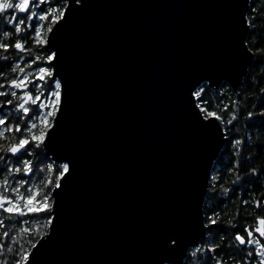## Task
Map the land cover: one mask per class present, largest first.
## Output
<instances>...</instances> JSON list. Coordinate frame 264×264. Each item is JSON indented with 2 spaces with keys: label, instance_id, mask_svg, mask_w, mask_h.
I'll list each match as a JSON object with an SVG mask.
<instances>
[{
  "label": "water",
  "instance_id": "water-1",
  "mask_svg": "<svg viewBox=\"0 0 264 264\" xmlns=\"http://www.w3.org/2000/svg\"><path fill=\"white\" fill-rule=\"evenodd\" d=\"M250 1L75 5L67 149L47 156L73 159L76 177L34 264H184L206 239L204 203L227 135L223 119L207 126L191 93L223 84L238 93L254 61Z\"/></svg>",
  "mask_w": 264,
  "mask_h": 264
},
{
  "label": "snow or ice",
  "instance_id": "snow-or-ice-1",
  "mask_svg": "<svg viewBox=\"0 0 264 264\" xmlns=\"http://www.w3.org/2000/svg\"><path fill=\"white\" fill-rule=\"evenodd\" d=\"M71 2L73 7L69 8L68 0H0V21L6 29L3 31V39H0V59L5 62L0 67V76L6 81L0 83V89H5L0 91V97L5 98L0 102V138H4L5 132L10 136L6 144H0V228L5 226L4 216L22 218L44 214V227L48 229L43 236L37 234L38 238L31 242V249H35V252L18 251L13 255V264H29L30 257L34 264L36 254L40 251L37 243L44 236L48 237L46 243L51 242V235L56 231L53 221L62 209L76 177V162L67 156L62 157L66 162L55 168L51 162L44 167L39 166L49 159V151L57 146L66 148L62 139L72 112L73 82L67 69L65 34L76 15L88 7L86 0H83V8L75 7L81 0ZM256 11V8L252 9L253 13ZM253 19L254 16L244 20L249 30L255 28ZM34 47L39 50L38 54L29 56L23 66L15 63L22 60L25 54L33 52ZM248 50L253 51L251 48ZM256 51L261 49L257 47ZM10 55L14 57L11 62ZM5 70L11 73V78L4 75ZM197 88L191 96L197 102L196 107L207 126L215 121H222L221 115L212 110L207 100V90L198 85ZM260 92L264 93V87L260 88ZM5 106L9 107V111H3ZM13 108L15 116L10 115ZM246 115L252 127L264 125V106L259 110L261 119L253 120L252 111H248ZM236 119L233 112L227 123L231 125ZM229 143L236 152L242 151L246 145V141L238 136L233 137ZM40 152L44 153V157L34 165L31 157ZM235 167L238 165L233 163L232 168ZM45 172L47 175H43ZM248 172L256 179L257 184L264 177V170L256 167L250 168ZM37 175L41 176V187L34 190L33 177ZM242 203L247 205L248 200L245 199ZM260 203V200H255L253 206L259 209ZM29 223V220L21 219L18 231L30 234L27 227ZM217 224L218 217L213 213V216L207 218L204 227L210 233H222L220 239L227 237L231 243L221 245L213 241L211 246L203 249L199 245L195 246L189 257L191 264L198 260L203 261V264L208 261H212V264H229L230 261L235 264H264V216L257 215L251 223L246 222L230 235V229L236 227L232 221L226 226L214 228ZM2 236L9 238L10 234L5 230ZM11 241L15 243V237H11ZM171 243L177 244V241L172 239ZM20 247L22 249L23 246ZM40 247L44 245L41 244ZM4 248L5 244L0 242V252ZM225 248L230 250L227 255L224 254ZM164 250L172 253L176 249L167 248L166 241ZM8 252H12L11 244L8 245ZM239 253L242 255H238ZM204 254H208L207 259Z\"/></svg>",
  "mask_w": 264,
  "mask_h": 264
},
{
  "label": "trees",
  "instance_id": "trees-1",
  "mask_svg": "<svg viewBox=\"0 0 264 264\" xmlns=\"http://www.w3.org/2000/svg\"><path fill=\"white\" fill-rule=\"evenodd\" d=\"M253 8L257 9L254 13L252 12ZM253 16L255 17L253 19L255 28L250 30L247 45L253 49L254 61L238 93H234L227 84H223L219 90H212L207 85L201 86V88L207 90V100L212 106V110L223 118L227 135V143L214 165L209 182L208 193L204 203L205 221H207L209 216H213V213L218 217V224L214 225V228L226 226L229 221H232L236 227L230 229L229 235L231 232L243 227L246 222L251 223L252 219L257 215L264 216V177H261L260 183L257 184L256 179L251 177L248 172L252 167L264 170V125L258 124L252 127L246 115L248 111H252L254 113L253 120L261 119L259 110L264 106V93L260 92V88L264 87V0L250 1V10L247 18L252 19ZM4 30H6L4 24L0 21V39H3ZM257 47L261 51L257 52ZM38 53L39 50L34 47L33 52L25 54L22 60L15 61V63L23 66L29 56ZM13 60L14 57L10 55L9 62ZM4 64L5 62L0 59V67H3ZM4 75L11 78V73L7 70H5ZM0 83H6L3 76H0ZM3 90L5 89H0V91ZM4 99V97H0V102ZM233 101L237 103L234 104ZM225 108H227V111H225ZM3 111H9V107L5 106ZM233 112H235L237 119L230 125L227 122L232 118ZM10 115H16L14 108L11 110ZM236 136L246 141V145L240 152H236V149L229 143ZM9 138V134L5 132L4 138H0V144H6ZM43 157L44 153L40 152L39 155H34L31 158L35 165ZM48 162L53 163L48 159L39 166L44 167ZM233 163H236L238 167L232 168ZM53 165L54 168L58 166L54 163ZM230 168L231 171L229 170ZM43 175H47V172ZM40 179V175L33 177L35 182L34 190L41 187ZM226 189L228 191H225ZM0 191H2V187H0ZM245 199L248 200L247 205L242 203ZM255 200L261 201L259 209L253 206V201ZM237 213H239L238 217ZM3 218L5 226L0 228V242L5 244V248L3 252H0V264H13V255L21 250H32L30 244L38 238L37 234L43 236L48 229L44 227V214L35 217L4 216ZM21 219L30 221L27 225L30 229V234L18 231ZM5 230L9 232V238H3L2 233ZM221 235L222 233H210L207 229V237L201 242V248L211 246L213 241L221 245L231 243L227 237L221 240ZM11 237H15V243H12ZM9 244L12 247L11 253L8 252ZM21 245L23 246L22 249ZM192 251L194 249L190 251L184 264H191L189 257ZM217 251L219 252V249ZM229 251V249L225 248L224 254L227 255ZM207 255L204 254L205 259H207ZM238 255H242V253ZM195 264H203V261L198 260ZM207 264H212V261H208ZM229 264H235V262L230 261Z\"/></svg>",
  "mask_w": 264,
  "mask_h": 264
}]
</instances>
